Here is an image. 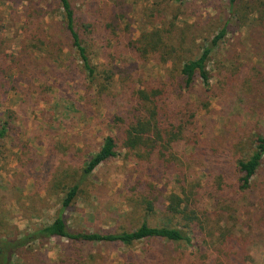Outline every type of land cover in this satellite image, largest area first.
<instances>
[{"label": "trees", "instance_id": "obj_1", "mask_svg": "<svg viewBox=\"0 0 264 264\" xmlns=\"http://www.w3.org/2000/svg\"><path fill=\"white\" fill-rule=\"evenodd\" d=\"M101 1L98 0V4ZM169 1L180 5L189 0ZM227 1L235 13L232 18L236 17L237 24L244 26L247 10H234L237 0ZM20 2L25 4L22 34L30 44L27 47L20 43L18 55L0 52L1 108H5L9 91L17 92L14 85L34 88L35 79L44 72L41 69L38 75L26 72L38 62L35 56L29 59L23 49L31 50L32 55L39 53L45 62L40 67L44 68L50 62L62 63L66 55L68 66L79 62L85 76L83 108L86 111L88 98L98 111L114 105L112 102L118 95L112 87L117 75H126L124 89L133 92L125 107L104 115L103 124L108 133L101 137L97 152L75 164L74 169L78 168L72 173L46 171L52 177L49 180L51 188L62 196L58 216L52 223L21 238H1L0 264H13L19 250L37 241L50 240H66L81 247L108 244L131 248L144 244L142 260L138 264H251L249 250L257 237L254 232L264 231V129L263 132H237L227 142L216 144L212 139L203 138L197 121L199 114L209 112L212 99L228 95L237 83L248 88L264 79L258 71L256 78L241 80L242 72H234V69L225 73L226 68H223L218 87L210 85L207 67L228 33L229 20L201 45L197 56L182 60L175 56L180 65L172 66L164 80L138 81L122 72L120 66L119 69L111 66V62L94 63L104 59L100 51L106 50V41H111L104 33L108 32L109 37L111 34L117 36V28H121V21H116L104 24L101 32L102 24L95 25L104 17L98 6L94 22L77 7V3L83 2L82 6L91 10L97 0H54L59 13L56 22L52 18L45 20L48 11L44 12L47 8L41 6V0ZM161 33L154 28L143 30L138 38L128 37L121 51L129 50L141 62L149 55H155L161 65L166 64L170 57L177 55V50L183 49L170 46L165 52ZM113 45L117 51L122 43L113 40ZM20 51L22 60L19 59ZM198 81L203 96H195L193 101L191 96L197 95L193 91ZM13 116L14 112L6 109L0 113V145L11 137L17 141V136L12 133ZM247 144L251 149L249 155L240 156L246 151ZM179 147L182 148L180 152ZM20 149L25 150V147ZM185 149L191 152L183 154ZM119 156L125 164L132 165L136 177L133 185L124 190V202L129 211L125 225L110 232L71 231L66 224L65 211L79 200L89 204L91 193L86 189L91 185L89 177L98 167ZM201 164L206 169L207 179H194L192 170ZM170 184L177 186L179 193L166 194ZM206 202L209 203L206 205ZM74 252L75 262L87 263L84 255H78L76 249ZM67 260L69 258L60 263L67 264ZM131 264H135V260Z\"/></svg>", "mask_w": 264, "mask_h": 264}, {"label": "rangeland", "instance_id": "obj_2", "mask_svg": "<svg viewBox=\"0 0 264 264\" xmlns=\"http://www.w3.org/2000/svg\"><path fill=\"white\" fill-rule=\"evenodd\" d=\"M168 1L102 0L98 4L97 0V5L91 10L82 6L83 2L77 3L79 11L87 14L92 22L97 16V6L104 13L103 19L95 22V25L102 24L99 31L104 29L106 23L121 21V28H117L118 37L112 34L109 37L108 32L104 33L111 41H106V50L100 51L104 59L94 63L111 62V66H120L122 72L138 81H162L172 66L179 67L180 62L175 56H180V60L194 58L201 45L215 36L229 20L228 33L214 51L213 59L207 67L211 75L210 85L218 87L223 68H226L225 73L234 69V72H242L241 80L253 76L256 78L258 71L264 76V0L236 1L234 10H247L244 26L237 24L236 17L232 18L235 13L230 10L227 0H189L180 5ZM40 4L47 8L44 12L48 11L45 20L52 18L54 22L59 21L54 0H41ZM23 6L25 4L22 5L20 0H0L2 53L18 55L20 43L29 47L30 42L22 34L25 15ZM153 28L162 31L165 52L170 46H179L183 50H177V55L170 57L168 63L163 65L155 55H149L141 62L129 50L121 51L128 37L138 38L143 30L150 31ZM113 40L122 43L117 51ZM22 51L29 59L35 56L38 62L28 68V74L34 72L38 75L40 69L44 72L39 79H35L34 88L14 85L17 92L9 91L5 108L0 107V113L4 109L14 112L12 133L17 136V141L11 137L0 145V239L21 238L56 219L61 209L62 196L51 188L49 180L52 177L46 171L59 173L67 170L72 173L78 168L74 169L75 164H80L97 152L101 137L108 133L103 124L104 115L114 114L125 107L133 92L124 89L123 79L126 75H117L112 87L118 95L112 102L114 105L110 109L98 111L88 98L86 111L83 108L85 76L79 62L68 66L66 55L62 63L50 62L44 68L40 67L45 62L40 59L39 53L32 55L31 50ZM20 53L19 59L22 60ZM193 92L197 94L191 96L193 101L196 100L195 96H203L199 81ZM222 96L212 99L209 112H203L197 117L203 138L207 137L220 144L227 142L237 132H263L264 79L259 84H250L248 88L237 83L228 95ZM24 147L25 150L20 149ZM81 148L82 151H78ZM177 150L180 152L182 148ZM250 150L247 144L246 151H242L240 156L246 157ZM189 152V149H185L182 153L187 155ZM122 156L104 163L89 177L91 185L86 188L91 193L89 204L79 200L65 211L66 224L71 231L110 232L113 228L125 225L124 219L127 220L126 214L129 211L124 202V190L133 185L136 177L132 165L125 164ZM206 173L201 164L192 170L191 175L194 179L204 180L207 179ZM172 191L179 193V188L170 184L166 194ZM254 234L257 237H254V245L249 250L251 264H264V231L258 229ZM144 248V244H136L131 248L108 244H87L81 247L73 246L66 240L37 241L19 250L13 264H62L60 261L67 258V264H131L134 260L138 264L142 260L140 256H143ZM74 249L78 255L86 257L87 263L81 260L75 262L77 257Z\"/></svg>", "mask_w": 264, "mask_h": 264}]
</instances>
